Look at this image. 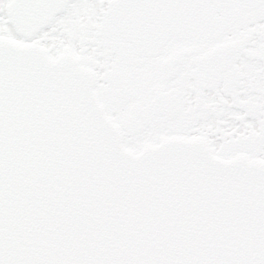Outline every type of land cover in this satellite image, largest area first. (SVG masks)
Returning <instances> with one entry per match:
<instances>
[{"label": "snow or ice", "instance_id": "obj_1", "mask_svg": "<svg viewBox=\"0 0 264 264\" xmlns=\"http://www.w3.org/2000/svg\"><path fill=\"white\" fill-rule=\"evenodd\" d=\"M0 264H264V0H0Z\"/></svg>", "mask_w": 264, "mask_h": 264}]
</instances>
